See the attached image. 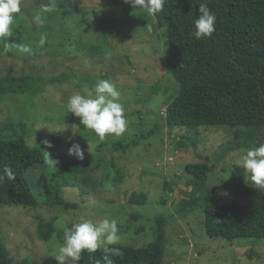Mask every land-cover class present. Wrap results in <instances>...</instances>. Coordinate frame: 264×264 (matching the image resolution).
<instances>
[{"label":"rangeland","instance_id":"rangeland-1","mask_svg":"<svg viewBox=\"0 0 264 264\" xmlns=\"http://www.w3.org/2000/svg\"><path fill=\"white\" fill-rule=\"evenodd\" d=\"M48 3L49 0H21L12 35L0 40V53L5 43L11 49L0 54V76L41 75L46 79L40 93H9L0 99V138L22 135L28 145H39L45 154L43 164L25 172L38 207L0 205V238L13 264H23L25 257L29 264H58L51 257L49 243L53 237L56 243L62 242L56 233L48 241L37 237V213L47 219L54 217L57 228L71 227L82 216L94 221L116 219L120 244L132 246L153 240L154 218L164 214L168 221L164 264H264V238H210L204 226V204L185 218L173 217L177 215L176 201L191 188L187 183L192 177L184 169L187 163L206 160L212 166L209 185L215 187L228 178L233 164L246 151L236 145L231 128L200 126L193 131L176 127L169 131L162 124L154 135L139 139L138 144L126 150L103 146L104 141L127 138L150 129L156 121L162 122L164 86L169 92L176 91L175 81L164 67L167 21L158 25L146 11L133 9L124 0H55L56 10L45 14V25L37 27L31 16ZM42 32L47 34V41L41 47ZM20 45L39 53L34 57L21 53L17 50ZM89 45L94 49L89 50ZM59 75L64 76L62 81H48ZM100 80L116 85L128 121V130L122 136H107L104 141L83 130L79 118L65 108L68 97L77 91L94 95V85ZM64 127L62 133L56 132ZM44 140L52 146L44 144ZM61 141L67 142L66 150L61 149ZM182 141L186 144L181 145ZM71 142L85 150L83 160L75 159L89 163L90 169L79 177L88 175L87 193L82 195L74 186L62 188V197L77 204L67 209L46 203L42 193L55 170L54 165L46 163L49 155L56 161L63 152L68 153ZM260 143H264V134L252 146ZM117 170L122 180L115 183ZM165 180L170 188L165 186ZM132 192L144 193L146 201L131 204ZM210 196L219 203H229L233 198L218 188ZM163 198L166 204H162Z\"/></svg>","mask_w":264,"mask_h":264},{"label":"trees","instance_id":"trees-1","mask_svg":"<svg viewBox=\"0 0 264 264\" xmlns=\"http://www.w3.org/2000/svg\"><path fill=\"white\" fill-rule=\"evenodd\" d=\"M216 14V31L210 39L196 40L189 35L193 21L199 15L195 0H168L164 10L154 19L158 25L167 21L164 36L167 39L165 59L166 73L176 84V91L161 98L164 108L162 122L130 137L104 141L110 150H126L142 138L154 135L160 125L169 131L183 127L195 131L200 126H228L233 130L236 145L250 148L260 135L264 134V0H205ZM64 3V2H61ZM153 25V24H152ZM153 27V26H152ZM83 46L87 47L86 44ZM94 49L93 45L88 46ZM39 53V52H37ZM33 53V57L37 54ZM64 76H52L50 82L62 81ZM91 80V79H89ZM41 75H1L0 99L6 94H36L43 91ZM163 99V101H162ZM62 142V141H61ZM42 143V141H41ZM63 150L67 142L61 143ZM185 145V142H180ZM60 145V142H59ZM246 149V150H247ZM52 180L42 193L46 203L58 204L64 208H75L76 203L65 200L61 193L64 186H74L83 195L88 192L85 184L90 169L89 163H79L74 156L63 152L57 158ZM45 154L39 145L30 146L22 135L0 138V172L11 167L16 174L14 181L0 183V205H22L37 208L39 203L31 189L25 172L43 164ZM185 171L192 177L187 183L190 189L184 191L174 206L173 217L185 218L187 214L204 204V226L210 238H264V190H256L245 180L243 169L233 164L227 179L215 187L209 185L212 166L201 160L187 163ZM122 180L116 171L114 182ZM165 186L169 183L165 180ZM214 188L224 190L232 196L229 203L211 199ZM147 195L132 192L131 204H143ZM162 204L167 199L161 200ZM138 218V213H131ZM36 234L48 241L56 233L63 241L65 228H57L55 218H44L37 213ZM167 218L158 214L154 218L153 240L143 246L119 244L123 256L114 258L115 264H164L165 228ZM70 228V227H67ZM102 264V253H82L79 264ZM0 264H13L9 249L0 238ZM23 264H29L25 257Z\"/></svg>","mask_w":264,"mask_h":264},{"label":"clouds","instance_id":"clouds-1","mask_svg":"<svg viewBox=\"0 0 264 264\" xmlns=\"http://www.w3.org/2000/svg\"><path fill=\"white\" fill-rule=\"evenodd\" d=\"M168 0H124L133 9H140L154 19L164 10ZM199 5V15L194 19L193 30L189 35L196 40L210 39L216 31V14L208 7L205 0H195ZM56 10L55 0H49L48 4L42 5L35 10L31 16L32 23L37 27H43L46 23L45 14ZM21 12V0H0V40H6L13 32V27ZM47 41V34L42 32L39 44L42 47ZM17 50L21 53L33 54L31 47L20 45ZM11 49L5 43L3 53ZM108 57L106 56V59ZM93 93L82 94L75 92L67 99L65 108L67 112L79 118L83 130L91 131L99 139L104 141L107 136L120 137L128 130V121L125 108L120 102L121 93L116 85L109 80L98 81L93 88ZM64 128L57 129L62 133ZM75 134L73 133V136ZM71 141V137L69 138ZM44 144L51 147L48 140ZM49 154V153H48ZM68 155L79 160L85 157V150L77 142H71ZM46 163L56 166L57 161L50 155ZM236 166L243 169L244 176L249 180L256 190H264V143L248 148L244 154L236 160ZM14 181L16 174L11 167H4L0 172V183ZM121 236L119 234L116 219L103 218L93 220L82 216L80 221L65 228L62 243H56L55 237L49 243L51 257L58 264H79L83 252L89 254L101 251L102 264H115L114 258L123 256L119 247ZM97 264H101L100 261Z\"/></svg>","mask_w":264,"mask_h":264}]
</instances>
